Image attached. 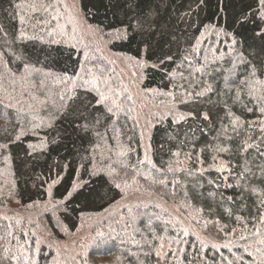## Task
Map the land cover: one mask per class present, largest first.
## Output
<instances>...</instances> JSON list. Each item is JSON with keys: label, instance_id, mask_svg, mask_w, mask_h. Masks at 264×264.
Wrapping results in <instances>:
<instances>
[{"label": "trees", "instance_id": "obj_1", "mask_svg": "<svg viewBox=\"0 0 264 264\" xmlns=\"http://www.w3.org/2000/svg\"><path fill=\"white\" fill-rule=\"evenodd\" d=\"M0 264H264V3L0 0Z\"/></svg>", "mask_w": 264, "mask_h": 264}, {"label": "snow or ice", "instance_id": "obj_2", "mask_svg": "<svg viewBox=\"0 0 264 264\" xmlns=\"http://www.w3.org/2000/svg\"><path fill=\"white\" fill-rule=\"evenodd\" d=\"M262 3H264V0H261ZM107 83V81H105ZM75 85H73L74 87ZM95 91L97 93L98 99L96 100L97 105H104L106 107V110L110 114H114V109L119 110V105L116 103L115 99L110 98L105 92L100 91L98 87L95 88ZM69 92H71V89H69ZM131 99V97H128ZM64 97H61V100H63ZM123 154V153H121ZM171 171V169H169ZM160 183H163V181H160ZM119 187V185H117Z\"/></svg>", "mask_w": 264, "mask_h": 264}, {"label": "rangeland", "instance_id": "obj_3", "mask_svg": "<svg viewBox=\"0 0 264 264\" xmlns=\"http://www.w3.org/2000/svg\"><path fill=\"white\" fill-rule=\"evenodd\" d=\"M85 29L86 28H84L83 30L81 29V32H77V34L76 35H87V33H85ZM93 32H94V30H93ZM86 39H88L89 40V38H88V36H87V38ZM68 40V39H67Z\"/></svg>", "mask_w": 264, "mask_h": 264}]
</instances>
